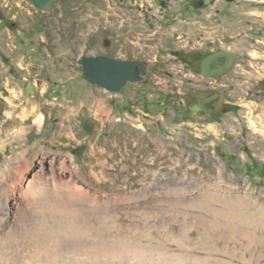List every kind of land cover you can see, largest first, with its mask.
Segmentation results:
<instances>
[{
    "label": "rangeland",
    "instance_id": "rangeland-1",
    "mask_svg": "<svg viewBox=\"0 0 264 264\" xmlns=\"http://www.w3.org/2000/svg\"><path fill=\"white\" fill-rule=\"evenodd\" d=\"M217 49L240 56L218 81L199 72L203 55ZM98 55L147 61L157 70L150 82L108 92L88 83L78 64ZM208 93L225 96V113L192 110L193 98ZM37 114L42 123H34ZM261 128L264 0H59L50 12L0 0L1 215L12 222L13 246L22 242L28 251L22 257L16 248L11 264H61L69 223L79 225L74 206L97 208L98 200L104 209L118 203L109 207L114 222L83 213L104 241L129 237L169 254L264 264L262 249L231 253L234 241L209 239L197 217L203 213L181 205L217 192L253 196L258 204L249 214L264 207ZM23 164L37 187L7 201L8 173ZM38 187L58 189L67 214L47 207ZM84 241L70 248L78 251ZM118 254L115 264H137ZM154 254L148 264L165 263Z\"/></svg>",
    "mask_w": 264,
    "mask_h": 264
},
{
    "label": "bare ground",
    "instance_id": "bare-ground-1",
    "mask_svg": "<svg viewBox=\"0 0 264 264\" xmlns=\"http://www.w3.org/2000/svg\"><path fill=\"white\" fill-rule=\"evenodd\" d=\"M22 114L24 116V112H22ZM42 119L43 115L37 114L35 116L34 123H42ZM250 124L257 131L258 124L253 120ZM22 131L23 130L16 131L14 136L16 134H20ZM258 132L264 135V128H261ZM1 142L2 141L0 140V143ZM45 159L46 158H44V160ZM44 160H40L39 162V172L41 173L44 172ZM52 161L53 158H51V160L49 159L50 163H52ZM28 170L29 169L25 168L23 164L19 171H15L14 174L8 173L12 184L9 186V194L6 195L7 201L11 198L16 199L17 195L22 197L26 192L29 195L28 191L37 187L31 183L30 172ZM36 182H42V177H40V175ZM1 185L2 181L0 180V187ZM38 193L41 201L47 207L52 210L58 209L62 215L67 214V210L63 207L62 202L65 197L63 195H59L58 189L52 190L51 192H45L42 188L38 187ZM93 199H96V197H87L88 201ZM98 202L99 204L97 205V208H93L91 204H89V208L74 206L76 212L79 214V225L72 226L69 223L71 242L69 243V247H67V251H65L62 256L61 264H115L116 262L113 260V255L118 252L121 253L124 258H129L130 261L133 260L132 256H134L137 259V264H148L147 257L151 255V253H155L154 255L161 254L163 256V260L165 261L164 264H220V260L218 258H213L212 256H208L203 259L188 254V252L185 254H169L164 252L165 249H154L150 247V244H142L141 241H138L139 243L136 244V241L134 242L132 238L129 237H112L104 241L99 232L98 234H95V231L98 229L97 226H87L85 223V214L83 215V213L85 211H90L99 218L103 215L105 216L106 214V217L109 218L111 222H114V211L109 207H113L118 203H116V201L115 203L113 201H109L108 204L111 205L104 209L103 202L99 200ZM257 204L258 200L253 196H250L248 199H244L242 195L229 197V195H220L217 192H212L209 196L207 193L202 201L186 204L182 203L181 205L195 210H200L203 213V216L198 214L197 217L204 220V223H202L205 228L204 234L208 235L209 233V239L217 238L229 242L234 241L235 244L231 247V253L236 251L235 248H241L242 250L251 251L252 254L258 249L264 250V207L255 210L256 212L254 214L248 213V209L255 208ZM2 208L3 207L0 206V264H11V257L16 252V248L20 251L22 257H26L28 251H25V247L22 242H18L17 246H13L15 232L12 228V222L10 223V220L8 218L6 219V216L3 214L1 215ZM109 224L111 223L109 222ZM138 234L148 238V236L144 233H137V235ZM84 237H86V241L81 243L79 250L73 251L70 248L71 244L73 242H80ZM45 243H47V241ZM61 245L62 243L59 244V246ZM121 248H124L125 251ZM212 252L218 253L214 250H212ZM121 263H124V259L122 257Z\"/></svg>",
    "mask_w": 264,
    "mask_h": 264
},
{
    "label": "water",
    "instance_id": "water-1",
    "mask_svg": "<svg viewBox=\"0 0 264 264\" xmlns=\"http://www.w3.org/2000/svg\"><path fill=\"white\" fill-rule=\"evenodd\" d=\"M34 8L43 12L54 9L59 0H26ZM240 58L230 51L219 50L206 54L199 64L201 75L219 80L231 69L233 63ZM78 64L82 67L84 79L91 85L98 86L108 92L118 93L128 82H139L146 74L147 63L140 61H123L106 56H81ZM32 92L30 84L26 87ZM200 109L206 114L217 115L223 111L224 95H214L198 100Z\"/></svg>",
    "mask_w": 264,
    "mask_h": 264
},
{
    "label": "flooded vegetation",
    "instance_id": "flooded-vegetation-1",
    "mask_svg": "<svg viewBox=\"0 0 264 264\" xmlns=\"http://www.w3.org/2000/svg\"><path fill=\"white\" fill-rule=\"evenodd\" d=\"M219 46V45H218ZM217 48V47H216ZM217 51H219L218 49H217ZM208 54V53H207ZM206 54H204L203 55V57L205 56ZM140 61H142V60H140ZM237 61V60H236ZM235 61V62H236ZM147 62V61H146ZM235 62L233 63V65H232V67H231V69L233 68V66L235 65ZM147 64H148V62H147ZM157 66V65H156ZM156 66H155V68L153 67V68H150V66H149V64L147 65V70H146V74L142 77V79H141V81L145 78V80L147 81V82H150V80H149V78H151V76L154 74V73H156ZM231 69L228 71V73L231 71ZM200 72V71H199ZM200 74H201V72H200ZM215 93H208V94H204V95H201V96H199L198 98H193V101H194V104L192 105V110H196L197 112H202V113H204L203 111H202V109H200V107H199V105H198V100H201V99H204V98H207V97H210V96H212V95H214ZM224 101H225V96H224ZM227 106L225 105V103H224V108H223V111L221 112V113H219V114H223V113H225L226 111H227ZM206 114V113H205ZM218 114V115H219ZM209 115V114H208ZM218 115H210V116H218Z\"/></svg>",
    "mask_w": 264,
    "mask_h": 264
},
{
    "label": "trees",
    "instance_id": "trees-1",
    "mask_svg": "<svg viewBox=\"0 0 264 264\" xmlns=\"http://www.w3.org/2000/svg\"><path fill=\"white\" fill-rule=\"evenodd\" d=\"M230 109H236V107H231ZM214 117H217V116H214Z\"/></svg>",
    "mask_w": 264,
    "mask_h": 264
}]
</instances>
